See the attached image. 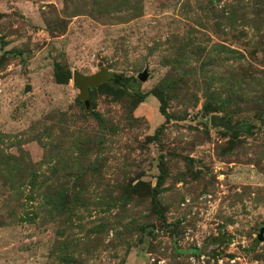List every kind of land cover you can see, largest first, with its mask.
<instances>
[{"label":"rangeland","instance_id":"374dc122","mask_svg":"<svg viewBox=\"0 0 264 264\" xmlns=\"http://www.w3.org/2000/svg\"><path fill=\"white\" fill-rule=\"evenodd\" d=\"M261 227L264 0H0V264H264Z\"/></svg>","mask_w":264,"mask_h":264},{"label":"water","instance_id":"95a60500","mask_svg":"<svg viewBox=\"0 0 264 264\" xmlns=\"http://www.w3.org/2000/svg\"><path fill=\"white\" fill-rule=\"evenodd\" d=\"M138 79L139 81H143L145 79L144 74L140 75ZM108 81H110V75L108 73H98L90 77H79L76 83L79 89L80 100H82L85 103L89 90L97 87L101 83L108 82ZM209 123L213 126H219L222 128L227 127L225 123L222 122L217 115H210ZM263 232H264V227H261L259 229L258 235L256 236V239L258 241L263 240L261 237Z\"/></svg>","mask_w":264,"mask_h":264},{"label":"trees","instance_id":"16d2710c","mask_svg":"<svg viewBox=\"0 0 264 264\" xmlns=\"http://www.w3.org/2000/svg\"><path fill=\"white\" fill-rule=\"evenodd\" d=\"M53 76H54L55 80H58V78L60 77L59 72L57 71L56 67H54V69H53ZM65 78H69V73H67V72L64 73V79ZM78 78L75 77V79H74L76 85H77L76 82H77V79ZM102 84L103 83L99 84L97 87L102 86ZM97 87H95V88H97ZM95 88H93V89H95ZM93 89H91V90H93ZM91 90H89V91H91ZM89 91H88V93H89ZM150 94L153 97H155V99L157 100V102L159 104L158 105V112H159V114L164 118V120H167L168 117H167V115H166V113L164 112V109H163V100H162V97H160L158 94H154V93H150ZM144 98H145V95L144 94L143 95H140V97H139L140 101H143ZM203 109L205 110V112H211L210 109L207 108V105L206 104L203 105ZM159 165H160V162L157 165V168L159 170L158 180H160L162 178V175H163V171L159 167Z\"/></svg>","mask_w":264,"mask_h":264}]
</instances>
